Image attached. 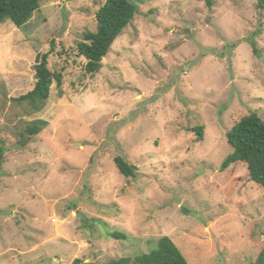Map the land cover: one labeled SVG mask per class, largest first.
Instances as JSON below:
<instances>
[{
	"label": "rangeland",
	"instance_id": "obj_1",
	"mask_svg": "<svg viewBox=\"0 0 264 264\" xmlns=\"http://www.w3.org/2000/svg\"><path fill=\"white\" fill-rule=\"evenodd\" d=\"M130 1L137 12L94 77L77 44L105 0H42L21 29L0 25V264H104L164 236L188 264H255L264 248V189L243 164L221 169L233 125L264 122V4ZM47 52L63 95L53 82L35 113L14 98ZM38 119L47 128L19 148Z\"/></svg>",
	"mask_w": 264,
	"mask_h": 264
},
{
	"label": "trees",
	"instance_id": "obj_2",
	"mask_svg": "<svg viewBox=\"0 0 264 264\" xmlns=\"http://www.w3.org/2000/svg\"><path fill=\"white\" fill-rule=\"evenodd\" d=\"M42 0H0V25L6 21L21 29L39 9ZM235 1V0H229ZM260 0V6H263ZM137 7L130 0H105L104 4L95 14L96 30L83 34L82 40L77 44L78 54L85 58L84 72L94 77L102 68V59L109 53L114 41L122 34L133 20ZM49 55L38 53L35 58V83L33 89L14 98L19 104H27L31 111L40 112L50 94V86L56 82L59 96L62 97V75L51 70L48 66ZM48 126L47 121L38 119L26 124L19 133V148H25L35 136L39 135ZM198 136L202 137V129H196ZM226 141L232 149L221 164L225 170L231 165L243 164L246 167L249 181L264 189V122L256 113H249L237 121L226 133ZM5 153L0 148V165ZM118 172L125 178H135L137 168L128 163L122 156L114 158ZM109 237L117 240L126 239V235L119 232L109 233ZM72 264H92L80 259L73 260ZM104 264H188L174 243L166 236L160 238L156 247L149 253L135 258H120ZM255 264H264V248L260 252Z\"/></svg>",
	"mask_w": 264,
	"mask_h": 264
},
{
	"label": "water",
	"instance_id": "obj_3",
	"mask_svg": "<svg viewBox=\"0 0 264 264\" xmlns=\"http://www.w3.org/2000/svg\"><path fill=\"white\" fill-rule=\"evenodd\" d=\"M78 216H81V218H82L83 221L86 220L82 215L78 214Z\"/></svg>",
	"mask_w": 264,
	"mask_h": 264
}]
</instances>
